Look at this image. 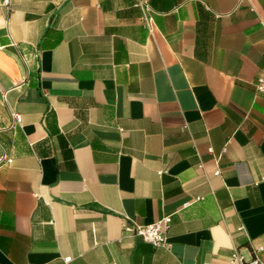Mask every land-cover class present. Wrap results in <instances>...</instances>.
Listing matches in <instances>:
<instances>
[{
	"label": "crops",
	"instance_id": "crops-1",
	"mask_svg": "<svg viewBox=\"0 0 264 264\" xmlns=\"http://www.w3.org/2000/svg\"><path fill=\"white\" fill-rule=\"evenodd\" d=\"M263 72L264 0H0V264L264 260Z\"/></svg>",
	"mask_w": 264,
	"mask_h": 264
},
{
	"label": "built area",
	"instance_id": "built-area-1",
	"mask_svg": "<svg viewBox=\"0 0 264 264\" xmlns=\"http://www.w3.org/2000/svg\"><path fill=\"white\" fill-rule=\"evenodd\" d=\"M6 5H10V0H5ZM145 22L149 27L152 25V18L145 19ZM24 61H26V58L23 57ZM256 90L257 92L264 94V72L257 78L256 83ZM15 118L18 121H21V115L16 114ZM212 148H209V151L212 152ZM219 159V158H218ZM2 160V158H1ZM221 170L219 168L216 169L215 174L220 175ZM189 202L185 203L188 204ZM171 222V216H166L164 219L157 221L152 224L147 225H126V230L133 233V235L141 236L144 240L152 243L156 247H167L169 248L171 246V243L169 242L166 230L169 227V224ZM260 248L253 247L252 249V256L250 258H244L237 250L233 252L231 262L236 263L239 262L240 264H264V260L260 255ZM71 260V257L65 258L66 264L69 263Z\"/></svg>",
	"mask_w": 264,
	"mask_h": 264
}]
</instances>
